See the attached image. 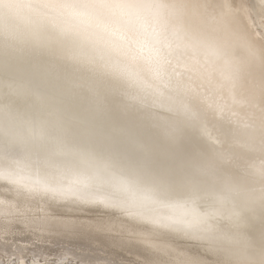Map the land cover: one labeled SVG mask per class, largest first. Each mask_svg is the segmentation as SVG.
I'll list each match as a JSON object with an SVG mask.
<instances>
[{
	"label": "snow or ice",
	"instance_id": "obj_1",
	"mask_svg": "<svg viewBox=\"0 0 264 264\" xmlns=\"http://www.w3.org/2000/svg\"><path fill=\"white\" fill-rule=\"evenodd\" d=\"M0 8L15 15L0 26V235L31 239L9 264H82L41 244L84 231L142 246L137 264H264V0ZM188 131L203 150L157 164L151 134L174 148Z\"/></svg>",
	"mask_w": 264,
	"mask_h": 264
},
{
	"label": "bare ground",
	"instance_id": "obj_2",
	"mask_svg": "<svg viewBox=\"0 0 264 264\" xmlns=\"http://www.w3.org/2000/svg\"><path fill=\"white\" fill-rule=\"evenodd\" d=\"M203 4H208L210 6H216L223 4L225 2L231 3L233 7H237L242 3L247 7H251L255 0H251V4L247 3L245 0H200ZM211 10V8L209 9ZM257 43L259 40L257 38ZM242 49H235V55L242 56ZM244 113L242 112L241 115ZM203 150L202 142L198 139L197 134L193 131H188L182 142L172 147L171 155L174 159L187 160L192 158L196 153ZM0 191H3V187L0 186ZM81 220H88L95 216L94 212H78L74 214ZM70 242V243H69ZM177 244L185 248L192 255H199L202 258L212 261L214 257L211 254H207L203 249L198 248L194 243L177 240ZM28 245L31 247V239L27 234H23L22 230L15 231L13 234L8 236L0 235V264L9 263L8 258L13 254H18L21 252V247ZM11 246L12 251L9 250ZM72 247L74 252L78 254L80 260L85 258H95V259H106L107 263L104 264H137L138 261H150L153 259L151 253L147 252L142 246L135 244H124L113 238V235L105 232H95V231H84L75 236H56L54 235L49 243L41 244L43 248H56V247ZM100 252L101 254H94ZM108 256L110 258H103L101 256ZM113 256L118 257L122 263H118ZM7 258V259H6ZM18 259H24L22 255L17 256ZM109 259V260H108ZM7 260V261H6ZM37 258V264H40ZM7 263V264H8ZM94 263V262H93ZM82 264H86L82 261Z\"/></svg>",
	"mask_w": 264,
	"mask_h": 264
},
{
	"label": "clouds",
	"instance_id": "obj_3",
	"mask_svg": "<svg viewBox=\"0 0 264 264\" xmlns=\"http://www.w3.org/2000/svg\"><path fill=\"white\" fill-rule=\"evenodd\" d=\"M178 2L186 4V5H194V4H201L200 0H178ZM260 2V0H255V2L252 3V6L257 5ZM185 18L188 22L192 23L194 22L197 17L194 13V10L189 8L186 13H185ZM15 20V15L12 11L6 9V8H0V26L4 24H11ZM256 43L257 49H262L264 48V44L261 43ZM249 70L253 72L255 75L259 76L260 71H261V65L259 63V60H253V59H248L247 61ZM156 146V151H155V162L157 164L161 165H167V164H175L179 163L181 160L180 159H174L171 155L172 152V147L164 140L162 136H160L157 133H152L151 134ZM214 259H217L214 257Z\"/></svg>",
	"mask_w": 264,
	"mask_h": 264
},
{
	"label": "rangeland",
	"instance_id": "obj_4",
	"mask_svg": "<svg viewBox=\"0 0 264 264\" xmlns=\"http://www.w3.org/2000/svg\"><path fill=\"white\" fill-rule=\"evenodd\" d=\"M247 3H249V4H251V0H245ZM94 254H101L100 252H98V253H94ZM101 257H103V258H110V257H108V256H101ZM113 258L115 259V260H117V262L118 263H122L119 259H118V257H116V256H113ZM7 259V258H6ZM81 259V258H80ZM7 260H9V258L7 259ZM6 260V261H7ZM109 260V259H108ZM81 261H83V262H85L86 264H87V262H92V264H104V263H107L106 262V259H101V258H99V259H95V258H88V259H84V260H81ZM40 264H43V260H39L38 261ZM94 262V263H93ZM7 263H8V261H7ZM7 263H5V264H7ZM9 264V263H8Z\"/></svg>",
	"mask_w": 264,
	"mask_h": 264
}]
</instances>
